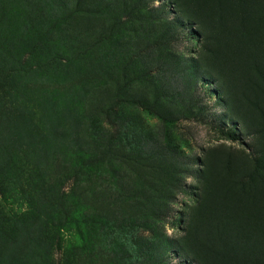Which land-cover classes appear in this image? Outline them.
I'll return each instance as SVG.
<instances>
[{
	"label": "rangeland",
	"instance_id": "rangeland-1",
	"mask_svg": "<svg viewBox=\"0 0 264 264\" xmlns=\"http://www.w3.org/2000/svg\"><path fill=\"white\" fill-rule=\"evenodd\" d=\"M204 1L0 0V264H197L176 243L202 162L258 146L203 55L235 46L264 71V0ZM258 77H235L236 102Z\"/></svg>",
	"mask_w": 264,
	"mask_h": 264
},
{
	"label": "trees",
	"instance_id": "trees-1",
	"mask_svg": "<svg viewBox=\"0 0 264 264\" xmlns=\"http://www.w3.org/2000/svg\"><path fill=\"white\" fill-rule=\"evenodd\" d=\"M33 1L41 6L51 3V0ZM208 1L205 0L204 4ZM193 5L196 9L200 7L196 3ZM210 11L214 14L217 8H211ZM194 20L197 21V18ZM43 21L37 23L40 29L47 28ZM113 23L117 28L123 26L122 22L112 18L113 31H116ZM52 25L55 28L54 20ZM52 28L48 27L49 34L54 31L52 35L59 42L55 33L57 28ZM263 36L261 32L258 34V37ZM245 37L234 35V44L239 45ZM43 45L46 47L42 48ZM47 47L37 36L24 51L37 59L43 57V49ZM233 47L226 49L217 43L203 55L202 64L212 70L222 87H225L232 119L241 121L246 134L253 136L258 146L253 153L234 152L222 146L211 151L213 158L208 164L202 162L204 169L201 171L203 178L199 184L198 200L193 214L184 223L183 235L176 243L179 255L190 257L197 264H264V107L257 94L259 92L264 95V71L257 56L251 57L246 51L244 64L240 61L244 51L239 49L235 52ZM45 60V66L48 67L50 60L47 56ZM251 72L259 76V82L253 86L248 84L246 89L244 87V93L238 90L240 97L239 102H236L235 79L240 76L241 80H248ZM229 83L234 84L233 89ZM253 100L255 103L252 104ZM136 104L142 106V100L136 99ZM258 117L262 119L259 123L262 125L261 130L258 128L253 132L250 125L252 119L259 120ZM222 133L225 139L236 140L233 132Z\"/></svg>",
	"mask_w": 264,
	"mask_h": 264
}]
</instances>
